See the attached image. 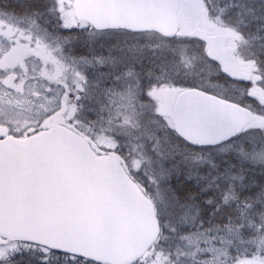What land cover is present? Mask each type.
I'll return each mask as SVG.
<instances>
[{
	"label": "snow or ice",
	"instance_id": "6c2138e0",
	"mask_svg": "<svg viewBox=\"0 0 264 264\" xmlns=\"http://www.w3.org/2000/svg\"><path fill=\"white\" fill-rule=\"evenodd\" d=\"M148 5L202 9L249 75L181 16L97 14ZM260 92L264 0H0V264H264Z\"/></svg>",
	"mask_w": 264,
	"mask_h": 264
},
{
	"label": "water",
	"instance_id": "95a60500",
	"mask_svg": "<svg viewBox=\"0 0 264 264\" xmlns=\"http://www.w3.org/2000/svg\"><path fill=\"white\" fill-rule=\"evenodd\" d=\"M98 15L109 17L112 19L128 20L134 24L160 28L166 32L176 31V18L179 16V11L172 9H163L153 6H126V7H112L99 10ZM208 35L204 29L199 27L193 28L189 35ZM212 43L210 51L219 57L223 63V67L235 76H248L241 67L237 64L234 55V49L228 46L227 43L232 40L233 36L222 33L211 35ZM259 95L264 96L263 93ZM223 115L236 126L247 127L249 125L258 126V118L250 113L240 109L237 106L228 105L221 102ZM200 139H211L210 135H201Z\"/></svg>",
	"mask_w": 264,
	"mask_h": 264
},
{
	"label": "rangeland",
	"instance_id": "374dc122",
	"mask_svg": "<svg viewBox=\"0 0 264 264\" xmlns=\"http://www.w3.org/2000/svg\"><path fill=\"white\" fill-rule=\"evenodd\" d=\"M202 9L197 8V7H189L186 9H182L179 10V16L185 18V20L187 21L185 23L184 29H183V34L184 35H189V33L193 30V28L196 25H199V27H202L199 23V20L202 16ZM208 32V31H207ZM223 32H215V33H209L210 35H216V34H222ZM228 46H230L231 48H233L234 50L236 49V47L238 46V41H235V37L232 38L231 41H229V43H227ZM203 51V49L201 50V52ZM188 57L190 60H193L194 57L197 55L195 54V56H190L187 53ZM236 61L237 63H239V65L241 66L242 70L244 72L247 73V75H249L250 73V64L251 62H245L244 60H241L238 56H236ZM207 69V68H205ZM209 70L205 71V74L208 76ZM264 94V92H262Z\"/></svg>",
	"mask_w": 264,
	"mask_h": 264
},
{
	"label": "trees",
	"instance_id": "16d2710c",
	"mask_svg": "<svg viewBox=\"0 0 264 264\" xmlns=\"http://www.w3.org/2000/svg\"><path fill=\"white\" fill-rule=\"evenodd\" d=\"M202 49H203V45H201L200 49H190V50L188 51V54H189L190 56H195V54H197V52H201ZM205 68H207V69H204V76H205L206 78L209 76V73H210V72H211V73H214V72H215V69H214V68H208V67H205ZM207 70H209L208 76L205 74V71H207ZM212 82H213L214 84L216 83V81H215L214 78H213Z\"/></svg>",
	"mask_w": 264,
	"mask_h": 264
},
{
	"label": "flooded vegetation",
	"instance_id": "af4514ba",
	"mask_svg": "<svg viewBox=\"0 0 264 264\" xmlns=\"http://www.w3.org/2000/svg\"><path fill=\"white\" fill-rule=\"evenodd\" d=\"M195 27H199V25H196ZM199 28H202V27H199ZM207 31V30H206ZM209 34V32H207Z\"/></svg>",
	"mask_w": 264,
	"mask_h": 264
}]
</instances>
